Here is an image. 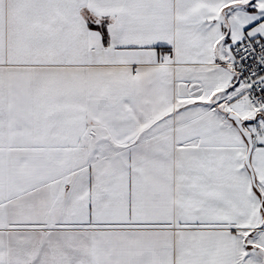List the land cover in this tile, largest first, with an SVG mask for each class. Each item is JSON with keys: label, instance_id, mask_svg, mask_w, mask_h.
Wrapping results in <instances>:
<instances>
[{"label": "snow or ice", "instance_id": "6c2138e0", "mask_svg": "<svg viewBox=\"0 0 264 264\" xmlns=\"http://www.w3.org/2000/svg\"><path fill=\"white\" fill-rule=\"evenodd\" d=\"M0 264H264V0H0Z\"/></svg>", "mask_w": 264, "mask_h": 264}]
</instances>
